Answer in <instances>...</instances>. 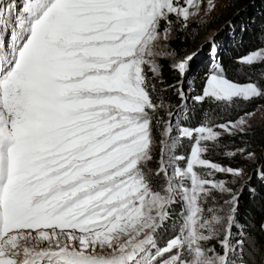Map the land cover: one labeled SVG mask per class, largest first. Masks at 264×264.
<instances>
[{
	"label": "snow or ice",
	"instance_id": "snow-or-ice-1",
	"mask_svg": "<svg viewBox=\"0 0 264 264\" xmlns=\"http://www.w3.org/2000/svg\"><path fill=\"white\" fill-rule=\"evenodd\" d=\"M218 19L0 0V264H264V20Z\"/></svg>",
	"mask_w": 264,
	"mask_h": 264
},
{
	"label": "trees",
	"instance_id": "trees-1",
	"mask_svg": "<svg viewBox=\"0 0 264 264\" xmlns=\"http://www.w3.org/2000/svg\"><path fill=\"white\" fill-rule=\"evenodd\" d=\"M233 16L237 27H239L241 23L248 25L249 30L244 34V44L245 47L251 46L254 40L256 27L262 20H264V0H228L224 12L219 14V19L216 20L209 28L228 20ZM228 33L229 29L225 27L217 34V39L222 44L221 54L225 57L230 56L237 51L243 50L238 49L233 44V41ZM204 34L205 33H202L201 36Z\"/></svg>",
	"mask_w": 264,
	"mask_h": 264
},
{
	"label": "rangeland",
	"instance_id": "rangeland-1",
	"mask_svg": "<svg viewBox=\"0 0 264 264\" xmlns=\"http://www.w3.org/2000/svg\"><path fill=\"white\" fill-rule=\"evenodd\" d=\"M227 3H228V0H217V13H218V14L224 12ZM214 15H215V14H214ZM211 31H212V29L209 28V29L207 30V32H205L204 35H207V34H208L209 32H211ZM204 35H203V36H204Z\"/></svg>",
	"mask_w": 264,
	"mask_h": 264
},
{
	"label": "water",
	"instance_id": "water-1",
	"mask_svg": "<svg viewBox=\"0 0 264 264\" xmlns=\"http://www.w3.org/2000/svg\"><path fill=\"white\" fill-rule=\"evenodd\" d=\"M232 18H234V16H233ZM226 21H227V20H226ZM226 21H223V22H221V23H218L216 26L212 27V28H211L212 31L215 30V29H220V31H222V30L226 27V26H224ZM222 26H224V27H222ZM212 31H211V32H212ZM220 31H219V32H220ZM219 32H218V33H219ZM218 33H217V34H218ZM203 37H204V36L199 37V38H198V41H199V40H203Z\"/></svg>",
	"mask_w": 264,
	"mask_h": 264
}]
</instances>
